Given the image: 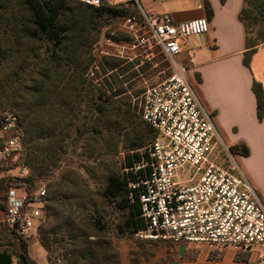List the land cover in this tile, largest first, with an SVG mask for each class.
Instances as JSON below:
<instances>
[{
    "label": "trees",
    "instance_id": "16d2710c",
    "mask_svg": "<svg viewBox=\"0 0 264 264\" xmlns=\"http://www.w3.org/2000/svg\"><path fill=\"white\" fill-rule=\"evenodd\" d=\"M202 4L204 17L210 21L212 4L210 0H202ZM23 5L29 18L21 10L14 12L10 0H0V116L11 111L23 126L21 159L31 174L5 185L0 182V193L5 198L6 192L15 188L31 195L38 181L51 180L46 185L45 218L40 226V243L49 263L58 264L59 254L67 264H122L114 240L120 235L136 236L144 228L138 196L129 198L128 174L106 172L100 176L86 168L88 178L79 172H58L55 177L54 171L77 141L84 142L83 148L94 162L100 160L99 145L108 149L123 145V166L127 168L139 156L138 151L157 137L133 108L132 95L124 88L149 64L135 70L139 61L125 64L120 58L103 57L99 59L102 72L111 74L102 85L87 76L96 60L92 50L104 22L133 13L142 19L140 10L135 5L115 7L107 3L93 7L77 0H23ZM239 19L245 29V65L250 67L253 54L264 45V0H244ZM253 91L262 121V83L255 81ZM134 95L139 96V92ZM229 149L233 155L248 154L243 145ZM100 179L105 182L101 204L90 188V180ZM108 207L124 213L121 223L113 226L107 219ZM5 226L16 240L21 264H37L29 252L28 239ZM145 253H131L130 264H139ZM0 264H13V253L1 251Z\"/></svg>",
    "mask_w": 264,
    "mask_h": 264
},
{
    "label": "built area",
    "instance_id": "2783aa9c",
    "mask_svg": "<svg viewBox=\"0 0 264 264\" xmlns=\"http://www.w3.org/2000/svg\"><path fill=\"white\" fill-rule=\"evenodd\" d=\"M77 1L93 7L103 3L137 6L144 27L171 72L140 95L139 113L157 137L125 168L129 198L138 196L144 221L136 237L184 248L206 246L218 252L225 248L251 251L264 246V201L240 165L228 167L219 162L216 151L222 138L214 115L193 87L189 67L179 61L183 44L210 32L208 19L175 23L168 14H148L141 0ZM127 23L133 29L138 17L130 15ZM23 136L17 115L3 112L0 166L23 151ZM225 148L233 158L230 149ZM45 195V190L28 195L15 188L9 189L5 198L0 193L4 223L22 238L38 234L45 215ZM57 262L61 264L62 260ZM258 264H264V255Z\"/></svg>",
    "mask_w": 264,
    "mask_h": 264
},
{
    "label": "crops",
    "instance_id": "0c3cea01",
    "mask_svg": "<svg viewBox=\"0 0 264 264\" xmlns=\"http://www.w3.org/2000/svg\"><path fill=\"white\" fill-rule=\"evenodd\" d=\"M214 16L210 32L191 37L182 45L179 61L189 67V78L204 106L213 113L219 134L228 148L243 145L248 154H236L252 185L264 201V119L258 118L255 81L264 88V45L245 65V29L239 19L244 0H210ZM198 11L168 14L175 23L204 17ZM190 54H193L192 60ZM194 259L178 264H258L264 246L251 251L225 248L222 252L193 246Z\"/></svg>",
    "mask_w": 264,
    "mask_h": 264
},
{
    "label": "rangeland",
    "instance_id": "374dc122",
    "mask_svg": "<svg viewBox=\"0 0 264 264\" xmlns=\"http://www.w3.org/2000/svg\"><path fill=\"white\" fill-rule=\"evenodd\" d=\"M10 4H13L12 9H14V12L21 10L25 16L29 18V13L23 5V0H10ZM200 5L201 0H141V7L150 15L173 13L177 11H198L200 10ZM4 8L7 9V5H4ZM10 14H7V17H9ZM130 15H136L138 17V23H136L133 29L127 23V18ZM104 23L92 50V54L96 57V60L91 63L87 76L89 79L93 80L96 85H102V81L111 74V72H108V74L102 72L99 59L103 57L120 58L126 62L125 64H134L139 61L140 64L135 66V70L149 64L150 67L145 72H139L137 78L124 85L127 94L132 95L133 108L139 113L141 93L146 87L159 83L168 75V63L160 48L156 46L154 41L150 38V33L147 28L144 27V22L139 18L138 13L112 18ZM91 73H94V76H91ZM130 84H132V88H129ZM103 90H107V88ZM114 91H116L115 88L112 92ZM136 91L139 92V96L135 97L134 93ZM88 146L92 147L93 145L88 144ZM225 146L223 140L219 142L216 151V154L219 156V162L228 167L235 165V163L241 166L238 156L233 155V158H231L226 152ZM83 147H85L83 141H77L75 144L69 146L68 153L65 155V162L61 164L58 170L54 171L56 172L54 174L55 177L58 176V172H79L85 178H88L85 173L86 168L92 169L93 172L100 176H104L106 172H113L116 175L124 176L126 167L123 166V159L126 153L123 149V145L112 147L111 149L106 148L102 144L99 145V148H101V156L98 162L101 161L103 163L102 166H98V162H94L90 159ZM23 152L24 149L20 154L15 155L8 162L3 164L0 172V182L3 183V185L12 179L24 178L31 174V170L23 164L21 159ZM49 182H51V180L45 179L38 181L35 184L33 194L42 190L47 191L46 185ZM104 183L103 179L97 182L90 180V188L93 190L95 194L94 198L99 204L102 202L100 194ZM107 215V219L110 220L113 226L117 223H121L124 219V213L114 207L107 208ZM3 220L4 213L2 208H0V252L5 250L12 252L13 264H21L16 251V240L5 226ZM114 243L120 252L122 264H130L131 253L146 252L145 257L141 259L139 264H178L179 261L194 259L197 254L196 251L191 248H184L162 242L149 243L136 236L129 237L120 235L119 238L114 240ZM27 244L29 252L37 264H50L48 261V253L40 243V230L38 234H35L27 240ZM56 258L57 260H62L61 264H67L66 260L61 255L57 254ZM56 258H54L53 261H57Z\"/></svg>",
    "mask_w": 264,
    "mask_h": 264
}]
</instances>
